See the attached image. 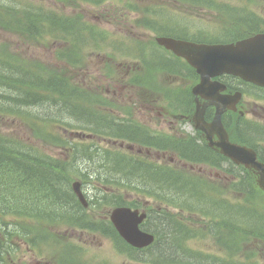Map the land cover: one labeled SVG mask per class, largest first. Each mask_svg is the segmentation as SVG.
Here are the masks:
<instances>
[{
    "label": "flooded vegetation",
    "instance_id": "flooded-vegetation-1",
    "mask_svg": "<svg viewBox=\"0 0 264 264\" xmlns=\"http://www.w3.org/2000/svg\"><path fill=\"white\" fill-rule=\"evenodd\" d=\"M90 1L99 15L108 20L102 24L97 17L98 28L93 31L91 28L82 26L86 19L84 15L79 14L77 18L82 22L79 32L72 31V27H69L70 32L77 35V40H83L86 37H92L93 42L96 40L94 44L86 42L85 47L90 45L93 50L111 51L112 55L104 52L105 58L97 71L115 63L117 70L122 73L119 75L122 76L111 80L110 87L105 92L109 100L107 106L98 107L99 82L92 79L94 86L87 88L86 85H90V80L85 79L83 73L85 80L79 79L80 85H76L77 98L81 100L90 98L92 101L85 105L82 101L81 106L76 108L78 122L82 124V127H84L83 122H86L88 127H92L96 119L92 115L98 111L106 112L108 115L113 114L116 117L120 115L117 118L123 119L124 122L117 130L129 127V132L140 142V146L146 153L147 149L152 152H166L173 155L169 156V160L185 168L188 166L182 165L185 164L184 161L202 160L195 162L203 164L194 165L197 172L206 173V178L213 175L227 182L247 176L254 178L248 171L242 173L239 166L234 165V170L227 159L218 166L216 164L211 166L218 173L205 170V167L210 165L206 161V149L212 156H220L209 149L206 143V122L214 118L216 106L214 103L211 105V99H206V91L202 99L195 97L193 87L199 82V78L184 60L174 56L155 42L152 44V41L162 36L190 41L193 37H189L190 35L203 34L204 27L200 30L188 24L186 27L177 26L179 23L172 18L180 3L188 5L192 2H198L202 6H205L202 3H206V23L211 21L212 16H218L221 20V15L226 18L227 13H235L236 16L233 17L235 22L231 23L234 28H230L228 32L234 34L236 38L231 39L230 42L264 34V0H236L235 4L227 3L226 0ZM75 7L77 9V6ZM197 8L201 7L198 5ZM163 13L165 17L162 16ZM226 30L227 28L223 26L206 27V41L218 36L222 31L227 32ZM176 33L182 34L183 38L177 37ZM50 40L56 42L53 39ZM58 44H60L59 47H63L62 43L58 42ZM67 47L68 43L64 48ZM118 55V61L122 63L111 61V59L116 60ZM75 56L77 62L84 60L79 51L75 53ZM162 57L165 61H162ZM163 71H165L164 76ZM217 80L224 86L221 95L230 96L237 92L236 82L235 86L233 85V78L222 75ZM249 88L251 96L260 103L253 105L251 112L246 111L250 103L248 101L238 99L235 112L224 107L218 100L214 102L219 104L222 110L220 121L227 131L229 140L252 149L258 160L264 164V88L253 85ZM207 98L210 96L207 95ZM114 105L117 107L115 108ZM196 107L203 111L204 132L195 128L193 117ZM114 121L115 119L112 121V127H114ZM148 129H158L162 135L152 133ZM163 130L167 132L163 133ZM246 132H249L250 136ZM212 136L214 141L218 139L215 134ZM135 144L132 149L133 155L140 151L135 149L137 146ZM195 150L203 153L195 154ZM64 165L67 167V162ZM189 168L194 167L189 166ZM75 172L83 178L78 182L81 184V194L86 200V206L82 205L72 189L74 182L71 183L66 176L72 171L62 168L53 174L46 172L59 177L56 179L59 183H55L53 190L55 194L52 191L42 194V201L38 203L40 208L33 209L30 219L25 223L13 220L18 224L27 225V234H19L18 228L16 234L0 235V264H169V260L161 256L160 249L161 243H165L170 238L154 224V222L157 224L162 222L160 214L155 213L149 225L146 223L141 225L146 232L160 233L159 238L155 236L154 243L149 247H133L116 232L110 223V213L118 207V203L116 204L112 198L115 194V191L111 192L113 188L97 185L98 188L88 184L84 180L89 173L92 175L88 169L84 172L81 170ZM251 172L257 177L255 170ZM111 175L109 172L108 176ZM126 178H128V186L125 187L124 192L130 193L133 180L128 174L125 175V180ZM109 181L112 182L107 179V182ZM145 181L139 193L145 192L147 185H152V181L147 179ZM98 182H104V180H98ZM124 183L127 184V182ZM223 189L228 191L227 186ZM242 189L244 188L234 187L233 191H242ZM133 191L134 194L137 193L136 189ZM46 200L49 201V205L45 203ZM126 205L141 212L139 202L135 198L130 199ZM148 217L150 219V215ZM224 231L229 234L221 235L219 232V234L209 235L211 240L207 247L206 263L203 261L194 264H258L257 262L264 264V218L248 219L247 223L240 225L230 224L226 230L224 228ZM176 249V254L170 258L179 257L181 250ZM19 253L21 255L17 258ZM179 264L185 263L182 261Z\"/></svg>",
    "mask_w": 264,
    "mask_h": 264
},
{
    "label": "trees",
    "instance_id": "trees-1",
    "mask_svg": "<svg viewBox=\"0 0 264 264\" xmlns=\"http://www.w3.org/2000/svg\"><path fill=\"white\" fill-rule=\"evenodd\" d=\"M4 1L0 3L1 30L6 29L14 33L27 31L33 35L46 33L53 40L54 37L60 39L62 35L64 36L63 41L67 42V31L70 25L67 20L61 21V16L58 14L26 5L16 8L11 4L4 3ZM18 10L19 15L16 14ZM55 30L59 33L55 34ZM6 49L0 48V114L15 115L17 119L23 120V122H33L37 135L45 139V128L50 123H60L54 115L49 114L53 109L56 113H62L65 109L70 110L69 106L71 105L72 110H67L66 113L78 121L75 108L81 106L82 101H79V98L75 96V89L72 87L69 89L64 79L59 76L35 72L34 69H30L26 64L21 63L16 54ZM32 88L33 97L30 98ZM41 108L49 109L42 117L39 116ZM246 134L250 136L249 132ZM65 145L60 144V146ZM202 153L200 150H195V154L200 155ZM117 158L120 159L119 163L116 162V164L121 167L116 166V168L123 169V157ZM56 163L40 149L10 137L0 129V235L16 234L18 228L19 234H27V225L17 224L13 220L25 223L30 219L33 209L40 208L38 203L42 201L41 195L50 191L53 192L55 183H59L56 180L59 177L49 175L46 172L53 174L62 170L60 165ZM43 166L46 167L43 174L51 177L48 179L49 182H42L41 180L46 178V176H42L41 180L39 177L37 178L36 184H30L27 180V174L40 170ZM124 167H126V163ZM150 170L148 169V172L152 173ZM153 175L164 179L162 189H172L169 181L172 182L176 179L171 173L160 175L153 173ZM53 194L55 193L53 192ZM182 194L189 195L188 192ZM201 195L205 200L206 195L204 193ZM226 210L229 214L233 208L228 205ZM256 218V216H251V219ZM154 224L162 229L165 236L170 238L165 243H161V256L164 258L174 256L177 250L176 241L177 239L180 241L178 234H175L174 228H169L164 221L160 224L154 222Z\"/></svg>",
    "mask_w": 264,
    "mask_h": 264
},
{
    "label": "rangeland",
    "instance_id": "rangeland-1",
    "mask_svg": "<svg viewBox=\"0 0 264 264\" xmlns=\"http://www.w3.org/2000/svg\"><path fill=\"white\" fill-rule=\"evenodd\" d=\"M3 1V0H0ZM113 2H115V0H112ZM15 2V3H14ZM4 3L6 4H11L13 7L19 8L23 5L26 6H31L34 7L35 9H41L43 11L46 12H55L58 14H61L62 17L66 18L67 20H69V22L71 23V21L73 23H75L77 26H71L72 27V31L78 30L79 32V27L81 26V19H78L77 16L79 14H81V16H85V23L82 24V26H86L87 28H91L93 31H95L98 28V19L97 17L100 18V22L102 24H105L104 21H107L108 19H106V17H101L99 15V13L96 11V9H94L92 7V2L90 0H5ZM131 3V2H129ZM231 4H234V1L230 2ZM77 6V9H75ZM177 11H178V15H177V22L180 24L185 23V21H183L184 19V13L188 12L190 14H192L189 11L188 7L183 6L182 4H179V6L177 7ZM202 12L201 14H205V15H201V16H205L204 18L206 19V12L205 10H201ZM16 14H20L19 10L17 11ZM196 14V12H195ZM175 16V14H174ZM82 18V17H81ZM212 19V21H215L217 24H219V22H221V20L218 19L217 16H212L210 17ZM83 19V18H82ZM88 21V22H87ZM214 22V23H215ZM215 23V24H216ZM55 34H58L59 31H54ZM97 35V34H95ZM50 35L46 34V33H40L39 35H33L30 32L27 31H21V32H10L9 30H1L0 29V46H8L9 49L11 51H15L21 53L22 59L24 61H26L27 63H29L32 68L34 66L41 68V72H44V68H52V67H63L64 63L59 61L57 59L58 55H60V57L62 59H67V55L66 53H64L63 48L64 47H59L60 44H58V42H53L50 40ZM76 40L74 42L75 46L72 47V49L74 50V54L72 56V61L70 63H68V68L67 69H63L60 70L58 73L63 75L65 78H69V80H71V83L73 85H80L79 79L82 81V79H89L90 81V85H86L87 88L89 86H94L93 80L95 79L99 82L98 86H97V90H98V97L100 100L102 101H109L107 100V95L105 94L106 90L110 87V83L111 80L113 78H120L122 74L119 70H117V68L115 67V63L111 64L110 66H106L104 68H101L99 71H97V68L99 65H101L103 59L105 58V54L104 52H107L108 54H111V51L104 49L103 52L98 51V50H93L92 47H85L86 42L90 43V44H94L96 40H94L92 37L88 38H84L83 40ZM84 40H86L85 42H83ZM64 45V43H62ZM14 46V47H13ZM70 46V45H68ZM15 49V50H14ZM79 51V54L81 57L84 58V60H79L78 62L75 61L76 60V56L75 53ZM111 61L117 62V63H122L119 62L117 59L113 60L111 59ZM113 63V62H112ZM124 64V62H123ZM85 74L84 78L83 75ZM165 74V71H163V76ZM82 78V79H81ZM84 79V80H85ZM112 89V88H111ZM112 91V90H111ZM109 97L110 94H109ZM245 100H250V98H246ZM257 100L252 99L250 100L249 106L246 109L247 112H251L252 111V106L253 105H258L260 103L256 102ZM70 110L71 109V105L69 106ZM76 109V108H75ZM54 110V109H53ZM69 109H65L63 110L64 112L62 113H56L55 119L57 121H60V124L55 123V124H51L49 126V129H51L53 131L52 134H49L48 137L50 138L47 141H40L37 139H34V132L32 129V125L29 123H25L23 122V120H19L17 119V117L14 115L13 117L10 116L9 117H5V116H0V128L1 130L9 135L12 138L24 141L26 144H30L33 147H36L38 149H40L42 152H44L45 154H47L48 156H50V158L56 163H58L60 165L61 168H63V170H67V171H72V173L67 174L66 176L68 177V180L71 181V183L75 182V181H80L83 178L80 177L75 171H83L88 169L90 170L91 174L93 175H87L84 180L87 181L88 184L90 185H94L96 187H98L97 185H102V182H98V180H102V172H101V158H102V149L104 150H112V151H117L120 150V148H117L116 145H112L110 143H115L113 141H108L106 139L103 138H99L100 140L95 141L94 142V146H93V152L91 154V156L93 155V159L92 162L89 164L88 162L83 161L82 158L84 157H88L90 155V152L86 149H88V144H90L89 141L86 140H82L80 138L78 139H72L70 137L69 132H79V133H85L87 134V132H84V128L81 131V127L82 124L80 122H76L73 118H71L68 113H66V111ZM69 110V111H70ZM35 111V110H34ZM49 109L45 110L41 108L40 112H48ZM235 117H237L235 115ZM249 118V117H248ZM165 126V125H163ZM80 130H79V129ZM148 131L152 132V133H157L160 134V132L158 131V129H148ZM163 133H166V130L162 131ZM82 133V134H83ZM162 135V134H160ZM171 138V136H166ZM117 144L119 143L118 141L116 142ZM115 143V144H116ZM60 144H67L66 145V149H63L62 146H60ZM77 146V150L76 152H74V155H78V162L76 164L75 167H66L64 165L65 162H67L72 154V151L70 150V147ZM86 147V148H84ZM82 148V149H81ZM113 148V149H112ZM138 149H140V155L142 156H149L152 162H155L156 164H162V165H167L169 162H164L166 161L167 157L169 159V156H173V155H169L166 152H157L154 151L152 152L151 150L147 149L148 152L146 153L144 148L141 147H137ZM86 151V152H85ZM127 153V152H126ZM161 154L164 155H168V156H162ZM105 162L106 159L104 158ZM80 161V163H79ZM164 162V163H163ZM56 163V164H57ZM57 164V165H58ZM75 164V163H74ZM201 166V165H200ZM212 165L206 166L205 170L210 171V172H216L218 173V171H216L213 167H211ZM195 167V165H194ZM147 168L142 166L141 170H135L134 168H130L127 167L126 170L124 171V173L120 176V175H115L114 176V181H115V186L118 187L119 185L121 187L124 186H128V178H126L125 180V175L128 174L131 178L136 177L135 180H133L132 184H131V188H138L141 190L142 186H144V184L146 183L145 179H147L146 175H145V170ZM195 172H197V170H194ZM202 171L203 168H202ZM99 172V173H98ZM185 172L187 173H191L188 169L185 170ZM199 174H194L196 175H200L202 180H206V173L204 172V174L198 172ZM94 174H96V176H94ZM209 176V175H207ZM215 178L213 175L208 177L209 178ZM97 178V179H96ZM104 180V178H103ZM124 180V182H127L126 185H123L122 182ZM213 183L218 184V181H214L213 179H210ZM107 182H104V185H106ZM218 187V185H217ZM99 188V187H98ZM212 192H215L213 190H211ZM131 195H128L130 198H135L137 199V201H139L140 203V210L142 209H149L152 210V212L156 213L158 215V213L161 212L162 209H166V211L170 214H173L175 217H179L180 220H182L183 222H185L187 225H190L191 223H193V227L194 229L199 228L200 231H206V224L209 222H204L201 218H196L194 219L192 216H188V214H181L178 212V210L174 211V208L172 206H168L166 204H163L161 201L157 200L156 198H154L153 196H148V195H143V193H138V196L135 197L134 194L130 193ZM143 195V196H141ZM47 205H49V201L46 200L45 202ZM160 204V205H157ZM207 207V205H206ZM208 220V217L206 218V221ZM18 224V222H16ZM27 224V223H26ZM30 226V225H28ZM204 237H206V235H203ZM187 242V241H186ZM210 245V241L206 240V238H200V239H194L192 241H189L187 243H185V247H188V249L191 251L193 250V252L195 251H201L202 252H207V247ZM20 253L17 255V258L20 257ZM258 264H262V262H257Z\"/></svg>",
    "mask_w": 264,
    "mask_h": 264
},
{
    "label": "water",
    "instance_id": "water-1",
    "mask_svg": "<svg viewBox=\"0 0 264 264\" xmlns=\"http://www.w3.org/2000/svg\"><path fill=\"white\" fill-rule=\"evenodd\" d=\"M252 41V39H249L231 45L193 46L170 39L159 40V42L167 49H170L177 55L184 57L187 61L190 62L192 66H194L198 70V72L202 76H204V79L201 81V84L198 87L200 90H202L205 85L206 88L209 87L207 76L214 73L211 72V70L215 65L216 67L213 69L215 71L231 69V71H233L234 73H239L238 71H236V68H238L242 69V72L248 73L249 76L254 70H263L264 52L262 53V49H260L262 45L258 44L257 42L251 49ZM242 72L241 74H243ZM200 116L201 114L199 115V117ZM196 120L198 119L196 118ZM201 122L202 121L200 119V121H198L197 123L198 128L204 130V125L201 124ZM218 126V118H215L210 125H206V133L208 137H210L213 133H216L219 137V142L210 143V146L213 149L230 157L234 162L245 164L246 166L252 167L256 171H258V174L260 176L258 185L262 190H264L263 166L261 164H257L254 161V156L251 155V152L245 151L244 148L229 144L226 140L225 134ZM73 187L75 189L74 191L78 192L79 195L77 184H74ZM136 216V212L131 213L127 209H118L113 211L111 220L119 233L128 241H131L132 244L138 246L147 245L151 242V238L145 235H141L137 231V223L142 218V216L141 218L137 219V223L132 224V221H134L133 219H135Z\"/></svg>",
    "mask_w": 264,
    "mask_h": 264
},
{
    "label": "bare ground",
    "instance_id": "bare-ground-1",
    "mask_svg": "<svg viewBox=\"0 0 264 264\" xmlns=\"http://www.w3.org/2000/svg\"><path fill=\"white\" fill-rule=\"evenodd\" d=\"M27 96H29V95H27ZM30 98H32L33 97V88H32V90H31V95L29 96ZM53 112V113H52ZM50 115H54V117L56 116V112L54 111V110H52L50 113H49ZM45 115V112H40L39 113V116L40 117H42V116H44ZM46 170V167H42L40 170H37V171H35V172H31V173H28L27 174V180H28V182L30 183V184H32V185H34V184H36L37 183V178L39 177L40 178V180H41V177L42 176H46V178H43L41 181L42 182H49V180L48 179H50L51 177H49V175H47V174H43V172Z\"/></svg>",
    "mask_w": 264,
    "mask_h": 264
}]
</instances>
